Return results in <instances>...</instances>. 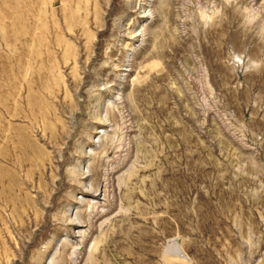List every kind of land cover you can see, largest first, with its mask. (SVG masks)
Instances as JSON below:
<instances>
[{"label":"rangeland","instance_id":"374dc122","mask_svg":"<svg viewBox=\"0 0 264 264\" xmlns=\"http://www.w3.org/2000/svg\"><path fill=\"white\" fill-rule=\"evenodd\" d=\"M0 264H264V0H0Z\"/></svg>","mask_w":264,"mask_h":264},{"label":"bare ground","instance_id":"6f19581e","mask_svg":"<svg viewBox=\"0 0 264 264\" xmlns=\"http://www.w3.org/2000/svg\"><path fill=\"white\" fill-rule=\"evenodd\" d=\"M91 192V191H90Z\"/></svg>","mask_w":264,"mask_h":264}]
</instances>
